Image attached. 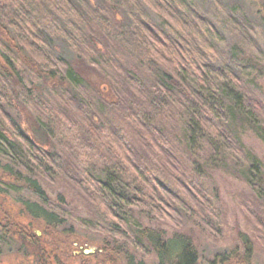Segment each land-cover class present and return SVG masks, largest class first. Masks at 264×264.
<instances>
[{
    "label": "trees",
    "instance_id": "16d2710c",
    "mask_svg": "<svg viewBox=\"0 0 264 264\" xmlns=\"http://www.w3.org/2000/svg\"><path fill=\"white\" fill-rule=\"evenodd\" d=\"M224 40L196 0H0V259L64 264L63 247L80 264H251L247 233L206 262L167 222L222 237L213 173L231 171L264 239V166L241 135L264 133V52L244 39L229 65ZM81 229L101 233L95 254L68 250Z\"/></svg>",
    "mask_w": 264,
    "mask_h": 264
},
{
    "label": "rangeland",
    "instance_id": "374dc122",
    "mask_svg": "<svg viewBox=\"0 0 264 264\" xmlns=\"http://www.w3.org/2000/svg\"><path fill=\"white\" fill-rule=\"evenodd\" d=\"M196 4L197 8L208 16L223 34L225 44L221 45L219 50L229 65L234 64L229 59H232L234 62L238 61L237 50L240 57L244 56L241 53V48L243 46L246 47L242 43L244 39L250 40L252 38L264 52V0H196ZM149 11L153 20L156 23H160L161 18L153 10ZM61 52L64 53V57H68L64 48L61 49ZM259 83L264 89V77L259 80ZM241 135L246 147L254 156L261 160L264 166V139L262 137L264 133L243 128ZM213 175L214 182L219 189L225 207V221L227 224L225 234L216 240H212L201 229L192 225L189 219H184L180 223H174L171 219L167 220V222L175 229L183 230V232L194 236L201 253V258L206 262L214 257L216 253L237 245L239 231L247 233L255 244V255L251 264H264V239L261 238V235L253 233L251 229L255 221L252 219L254 214L250 211L256 212L259 210L254 205V192L240 174L231 171H216ZM45 187L53 200L57 199L59 194L66 198L67 210L72 215L76 217L88 216L84 203L65 184L48 181ZM3 200L6 206L12 204L8 198H3ZM16 214L20 215L19 209H16ZM181 223H183L182 226H180ZM36 232L41 236L39 230H36ZM80 236H86V243L83 245L74 244L68 250L70 249L71 251L72 249L76 254H80L81 252L95 254L98 249V239L102 238L101 233L81 229ZM59 253L60 260L64 264H80L76 259L70 258L65 248L60 247ZM31 260L32 258L29 259L23 255L9 254L0 259V264H33Z\"/></svg>",
    "mask_w": 264,
    "mask_h": 264
},
{
    "label": "water",
    "instance_id": "95a60500",
    "mask_svg": "<svg viewBox=\"0 0 264 264\" xmlns=\"http://www.w3.org/2000/svg\"><path fill=\"white\" fill-rule=\"evenodd\" d=\"M86 253H89V252H86Z\"/></svg>",
    "mask_w": 264,
    "mask_h": 264
}]
</instances>
